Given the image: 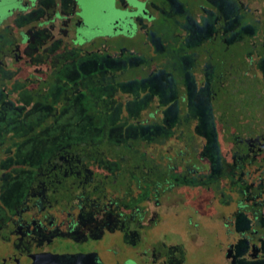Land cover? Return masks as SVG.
Instances as JSON below:
<instances>
[{
	"label": "flooded vegetation",
	"instance_id": "obj_1",
	"mask_svg": "<svg viewBox=\"0 0 264 264\" xmlns=\"http://www.w3.org/2000/svg\"><path fill=\"white\" fill-rule=\"evenodd\" d=\"M0 264H264V0H0Z\"/></svg>",
	"mask_w": 264,
	"mask_h": 264
},
{
	"label": "rangeland",
	"instance_id": "obj_2",
	"mask_svg": "<svg viewBox=\"0 0 264 264\" xmlns=\"http://www.w3.org/2000/svg\"><path fill=\"white\" fill-rule=\"evenodd\" d=\"M104 6H100V5H94V8L90 7L88 8V15H89V24L92 26V28L90 29V31L88 32V34L90 36L94 35L93 29L96 28L95 26H103L105 29L108 28L110 26V24L112 23V19L110 18V16H105L102 14V10H103ZM97 63V62H96ZM106 63V62H105ZM92 65L95 64V61L91 62ZM206 110H205V120H204V125L207 128V132L208 135L210 137V140L212 143L215 142L216 140V129H215V125H214V120H213V110L209 109L208 106H205ZM113 133V131H112ZM11 139L14 140V138H16L15 135H10ZM27 149V148H24ZM29 150V149H27ZM32 149H30L29 151H31ZM41 151H39L38 149H36L37 153H44L47 150V143L44 142L41 144ZM28 151V152H29ZM16 154V155H15ZM13 155L16 156V158H21L22 154H19L18 152H14ZM18 158V162L20 161ZM215 207L217 208H224L223 205L219 204L218 200L215 201ZM168 220L170 221V224H172L173 226L176 227V229L179 231L180 229H182V226L180 225L181 223H183V220L181 217H179V215L177 216H170L168 218Z\"/></svg>",
	"mask_w": 264,
	"mask_h": 264
},
{
	"label": "trees",
	"instance_id": "obj_3",
	"mask_svg": "<svg viewBox=\"0 0 264 264\" xmlns=\"http://www.w3.org/2000/svg\"><path fill=\"white\" fill-rule=\"evenodd\" d=\"M188 120L184 119L183 121V148L181 150H177L175 156L180 157L183 163L188 165H194V163H199V170H203L205 163H203L202 159L199 158L198 162H195L196 159V151L198 148L197 145L190 142L191 134L188 132L187 128L189 127ZM199 150H201V142H199ZM195 166V165H194Z\"/></svg>",
	"mask_w": 264,
	"mask_h": 264
}]
</instances>
